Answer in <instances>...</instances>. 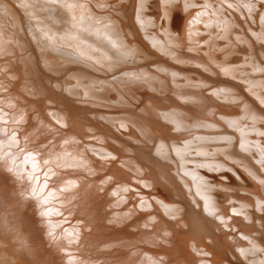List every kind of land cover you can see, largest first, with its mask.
I'll use <instances>...</instances> for the list:
<instances>
[{
  "label": "bare ground",
  "instance_id": "1",
  "mask_svg": "<svg viewBox=\"0 0 264 264\" xmlns=\"http://www.w3.org/2000/svg\"><path fill=\"white\" fill-rule=\"evenodd\" d=\"M261 100L264 0H0V264H264Z\"/></svg>",
  "mask_w": 264,
  "mask_h": 264
},
{
  "label": "snow or ice",
  "instance_id": "2",
  "mask_svg": "<svg viewBox=\"0 0 264 264\" xmlns=\"http://www.w3.org/2000/svg\"><path fill=\"white\" fill-rule=\"evenodd\" d=\"M58 0H48V3H51V4H57ZM61 6H66V7H75V5H61ZM232 5H229V7H231ZM80 8H83L84 5H79ZM73 19L75 20V17H73ZM261 104H264V100H261ZM250 119H252L254 122L255 120L257 119V117L255 116V114H253ZM262 135H264V133H262ZM241 148L243 149L244 148V143L241 142ZM33 167H35V165H33ZM51 234V233H50Z\"/></svg>",
  "mask_w": 264,
  "mask_h": 264
}]
</instances>
